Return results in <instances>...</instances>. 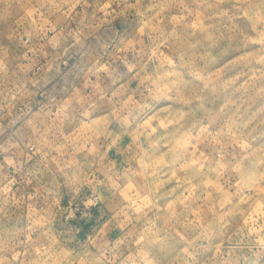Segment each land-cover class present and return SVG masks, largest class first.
<instances>
[{"label": "rangeland", "instance_id": "374dc122", "mask_svg": "<svg viewBox=\"0 0 264 264\" xmlns=\"http://www.w3.org/2000/svg\"><path fill=\"white\" fill-rule=\"evenodd\" d=\"M0 264H264V0H0Z\"/></svg>", "mask_w": 264, "mask_h": 264}, {"label": "crops", "instance_id": "0c3cea01", "mask_svg": "<svg viewBox=\"0 0 264 264\" xmlns=\"http://www.w3.org/2000/svg\"><path fill=\"white\" fill-rule=\"evenodd\" d=\"M107 70V69H105ZM122 158V156H120ZM119 231H116L115 227H111L110 229L107 230V236L111 239H116L118 238L121 234H118ZM121 237V236H120Z\"/></svg>", "mask_w": 264, "mask_h": 264}, {"label": "built area", "instance_id": "2783aa9c", "mask_svg": "<svg viewBox=\"0 0 264 264\" xmlns=\"http://www.w3.org/2000/svg\"><path fill=\"white\" fill-rule=\"evenodd\" d=\"M86 199H90L91 200L92 206L96 205L99 202L98 197L93 192L89 193L88 196L86 197ZM85 214H87V213H85Z\"/></svg>", "mask_w": 264, "mask_h": 264}]
</instances>
